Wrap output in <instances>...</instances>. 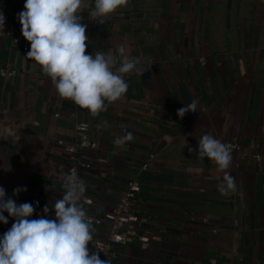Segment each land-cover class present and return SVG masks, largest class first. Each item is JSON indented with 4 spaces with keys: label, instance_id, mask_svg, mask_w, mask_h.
Wrapping results in <instances>:
<instances>
[{
    "label": "crops",
    "instance_id": "obj_1",
    "mask_svg": "<svg viewBox=\"0 0 264 264\" xmlns=\"http://www.w3.org/2000/svg\"><path fill=\"white\" fill-rule=\"evenodd\" d=\"M24 2L0 0L15 28L0 37V186L7 196L33 203L34 219L55 218L43 208L62 198L69 148L80 142L77 126L86 124L91 147L81 156L95 166L80 177L86 211L99 220L91 223L89 247L108 246L102 260L264 264V0H127L103 24L86 9V54H117L125 45L139 61L123 74L126 94L95 116L62 98L26 57L30 42L18 19ZM194 100L196 110L180 118L177 110ZM126 131L133 139L116 145ZM206 133L232 147L226 171L237 188L228 195L218 191L223 172L197 158ZM133 184L134 220L118 232L124 243L111 242L109 217ZM5 216L0 235L14 223Z\"/></svg>",
    "mask_w": 264,
    "mask_h": 264
},
{
    "label": "clouds",
    "instance_id": "obj_2",
    "mask_svg": "<svg viewBox=\"0 0 264 264\" xmlns=\"http://www.w3.org/2000/svg\"><path fill=\"white\" fill-rule=\"evenodd\" d=\"M25 0L24 10L18 13L22 35L30 42L26 57L42 66L58 94L72 100L78 106L98 115L106 103L120 100L128 90L123 74L131 73L138 64L125 45L117 48V54L98 51L86 54L89 37L87 24L81 22V13L86 9L89 18L100 24L127 3V0ZM6 17L0 11V28H5ZM117 63L119 66L116 67ZM115 68V70H113ZM197 102L177 110L180 118L194 112ZM133 139L132 132H125L114 143L123 146ZM192 151V149H189ZM232 147L212 134H203L198 139L197 158H208L223 172V181L218 191L228 195L236 191L234 177L226 171L232 162ZM66 191L52 208L45 205L43 212H55V218H32L33 203H17L8 197L0 186V223H14L0 235V264H111L102 260L98 251L92 252V224L86 218L81 201L86 191L85 183L72 173H62ZM47 188V186H46ZM24 188L17 187L13 195ZM39 206V202H36Z\"/></svg>",
    "mask_w": 264,
    "mask_h": 264
},
{
    "label": "built area",
    "instance_id": "obj_3",
    "mask_svg": "<svg viewBox=\"0 0 264 264\" xmlns=\"http://www.w3.org/2000/svg\"><path fill=\"white\" fill-rule=\"evenodd\" d=\"M15 33V28L11 23H8L5 21V28H0V37H12ZM15 71L12 72H2L3 75H12ZM89 126L86 124H80L77 126V132L80 136V142L73 147L69 148L70 153V166L68 173L74 172L78 178L81 180L80 172L82 170L90 171L94 168V163L91 161L84 160L81 156V151L85 148L91 147V144L88 140V133ZM59 185L61 186L63 193L66 191L63 183L62 177L59 179ZM135 191H137V186L133 184L129 190V192L124 196V198L120 201L117 208L113 212V214L110 215L109 219L114 224V231L111 234L110 241L111 242H125V238L122 235H119L118 232L120 231L122 225L124 223H128L134 220V215L131 211L133 201L135 199ZM81 204L83 208L87 209V206L89 205V200L86 196V191L83 194ZM86 218L91 223H99V220H95L89 213L86 211ZM108 248L107 245L98 243L96 245L95 250L101 253L102 251L106 250Z\"/></svg>",
    "mask_w": 264,
    "mask_h": 264
}]
</instances>
